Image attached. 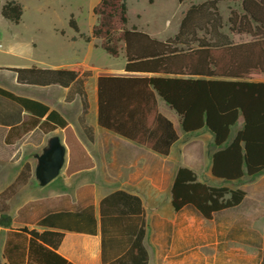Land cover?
<instances>
[{
  "label": "trees",
  "instance_id": "1",
  "mask_svg": "<svg viewBox=\"0 0 264 264\" xmlns=\"http://www.w3.org/2000/svg\"><path fill=\"white\" fill-rule=\"evenodd\" d=\"M221 1L235 6L228 8L226 23L218 8ZM92 13L96 23L90 36L79 37L86 43L100 41L94 46L110 57H118L124 50V70L131 75L97 78L100 128L167 157L179 137L173 123L159 112V99L177 116L184 134L206 130L211 135L215 148L210 166L213 178L233 184L264 174V0H208L191 5L183 14L177 34L165 41L126 28V0H99ZM22 14L21 5L15 1H6L0 9L1 17L12 24H18ZM225 27L227 33L223 32ZM69 28L79 33L73 16ZM232 36L249 40L236 43ZM9 70L16 73L20 84L81 86L80 68ZM83 107L86 110L85 102ZM0 125L8 128L5 144L13 145L35 129L43 134L64 129L67 121L46 104L0 87ZM30 177V165L26 163L0 194V227L10 228L5 201ZM170 194L175 212L190 208L207 221L240 206L246 198L240 188L200 182L187 167L176 170ZM100 210L103 237L106 226L108 234L120 235L114 241L120 256L109 264H148L140 199L115 192L101 201ZM8 235L4 249L7 264H71L56 252L62 233L22 228L10 229ZM10 236L21 239L20 246H26V252L19 247L10 250ZM261 249L264 264V236Z\"/></svg>",
  "mask_w": 264,
  "mask_h": 264
},
{
  "label": "crops",
  "instance_id": "2",
  "mask_svg": "<svg viewBox=\"0 0 264 264\" xmlns=\"http://www.w3.org/2000/svg\"><path fill=\"white\" fill-rule=\"evenodd\" d=\"M174 1L178 5L185 4V12L191 5H199L208 0H184L182 3H178L177 0ZM220 14L226 23L228 16L224 19L221 11ZM135 28L159 41L172 38L178 32L177 28L172 37L163 38L155 33ZM75 38L74 43L82 41L88 50L96 49L92 42L86 43L79 36ZM12 55L24 63L0 65V73L10 76L9 79L19 87L23 89L28 87L24 95L19 96L44 103L50 109L57 111L67 121V127L48 134H43L35 129L13 145H6L4 140L8 128L0 125V162L7 161L4 157L3 148L15 146L30 139L33 140L32 145L40 149V152L34 156L41 154L48 140L52 137H58L65 147L64 165L59 175L46 186H40L38 183L37 188L28 189L26 187L31 178H35L37 160L34 157L36 160L34 168L26 162L30 165L31 177L25 185L18 187L14 194L5 201L8 205L6 214L10 217L11 222L10 228L0 227L1 264H7L4 249L9 238V230L22 228L38 233L46 231L62 233L63 237L56 252L71 264H109L120 256L119 251L114 248V241L120 239V235L108 234L109 228L106 226L103 237L100 204L105 197L115 192H124L136 196L141 201L145 230L142 242L148 254V264H151L148 240L163 243L164 238L168 237L171 243L176 244L182 237L184 227L189 229L192 239L194 235L198 239L199 222H196L195 225L193 217H187L185 211L191 210L192 214L199 216L190 208L175 212L170 204V190L176 170L179 167L169 169L167 164L172 163L170 160L172 153L181 138L177 116L169 110L164 102L158 99L159 112L173 123L179 137L167 157L157 155L97 125V78L101 75L131 76L124 70L126 65L124 50L120 51L118 57H112L120 59V62L117 66L110 68L94 66L86 60H74L69 64L60 62L42 64L32 59H26L17 52ZM31 67L51 70L80 68L81 86L75 83H71L67 87L58 84L48 86L20 84L17 82L16 73L9 70ZM97 70L102 72H97ZM84 72H89V75H83ZM0 87L4 88L2 84ZM84 102L86 110L83 107ZM181 167H187L194 171L188 166ZM21 169L13 182L20 174ZM198 180L208 185L221 186L202 181L199 177ZM8 187L9 184L2 187L0 194ZM165 211L167 215H165ZM43 221L46 222L41 224ZM10 239H12L10 240L12 241V243L10 242V250L19 247V251L25 249L26 252L27 247L20 246L21 239H16L13 236H10ZM179 255L181 252L176 247L169 251L165 250L160 254V259L165 260L161 264H179L168 263L167 261V259ZM196 263L198 264V259Z\"/></svg>",
  "mask_w": 264,
  "mask_h": 264
},
{
  "label": "rangeland",
  "instance_id": "3",
  "mask_svg": "<svg viewBox=\"0 0 264 264\" xmlns=\"http://www.w3.org/2000/svg\"><path fill=\"white\" fill-rule=\"evenodd\" d=\"M6 1L19 3L23 14L18 24L8 22L0 15V65L24 63L12 55L14 52L42 64H69L74 60H86L94 66L106 68L119 64L120 59L110 57L101 48L88 50L82 41L74 43L71 40L79 34L90 36L96 23L92 10L99 0H0V9ZM126 3V28L137 27L163 38L174 35L186 7L185 4L178 5L174 0H126ZM229 7L235 6L225 1L219 3L224 19L229 15ZM71 16L77 23L79 33L69 28ZM223 32H227L226 27ZM199 36H202V32H199ZM232 39L236 43L249 40L244 36H232ZM91 42L93 45L100 44L98 40ZM195 46L194 44L193 47ZM9 77L0 73L2 87L24 95L28 87H19ZM177 125L181 138L172 153V163L167 164V167H191L202 181L244 190L246 199L240 206L218 213L210 221L197 217L191 210H186L187 217H193L195 225L199 222L198 239L195 235L192 239L189 229L184 227L182 237L176 244L171 243L168 237L164 238L163 243L148 240L151 264L165 262L160 259V254L175 247L181 255L167 259L168 263L197 264L198 259V264H261L264 174L255 180L244 178L233 184L218 181L210 173V156L215 151L211 135L206 130L184 134L180 124ZM239 127H235L232 134ZM32 141L30 139L3 148L7 161L0 162V189L7 184L10 186L24 163L28 162L32 168L35 167L34 154L39 153L40 149L34 147ZM37 185V180L32 177L26 187L37 188Z\"/></svg>",
  "mask_w": 264,
  "mask_h": 264
},
{
  "label": "water",
  "instance_id": "4",
  "mask_svg": "<svg viewBox=\"0 0 264 264\" xmlns=\"http://www.w3.org/2000/svg\"><path fill=\"white\" fill-rule=\"evenodd\" d=\"M65 147L58 137H52L43 148L41 154L34 157L37 160L35 178L40 186H46L60 173L65 161Z\"/></svg>",
  "mask_w": 264,
  "mask_h": 264
},
{
  "label": "flooded vegetation",
  "instance_id": "5",
  "mask_svg": "<svg viewBox=\"0 0 264 264\" xmlns=\"http://www.w3.org/2000/svg\"><path fill=\"white\" fill-rule=\"evenodd\" d=\"M42 153V152H41Z\"/></svg>",
  "mask_w": 264,
  "mask_h": 264
}]
</instances>
